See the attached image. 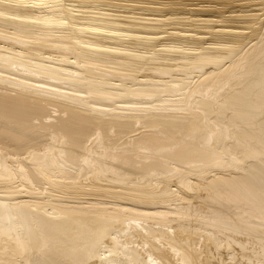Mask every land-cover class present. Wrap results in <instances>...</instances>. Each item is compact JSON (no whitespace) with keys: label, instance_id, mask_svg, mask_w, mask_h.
<instances>
[{"label":"bare ground","instance_id":"bare-ground-1","mask_svg":"<svg viewBox=\"0 0 264 264\" xmlns=\"http://www.w3.org/2000/svg\"><path fill=\"white\" fill-rule=\"evenodd\" d=\"M114 3L0 0V264H264V0Z\"/></svg>","mask_w":264,"mask_h":264},{"label":"rangeland","instance_id":"rangeland-1","mask_svg":"<svg viewBox=\"0 0 264 264\" xmlns=\"http://www.w3.org/2000/svg\"><path fill=\"white\" fill-rule=\"evenodd\" d=\"M114 1H115L114 4H116V5L101 4L100 5V8L101 9L98 8V7H92L93 9L92 8L91 9L92 10H98V9H100V10H103L105 12H109V11L110 12H115V14H119V15H122V13L125 14L126 12H128V13H135V14H137V13L140 12V14H143L146 17H150V18H152V17L155 18L156 17V16H152V15H159L160 16V15H163V14H164V16H167V15H178V16L181 15V16H183V15H189V14L192 15V16H194V17H197V16L198 17H201V16H211V13L210 14H207V15H204V14H197V13L191 14V12H188V11H184V12L178 11V12H176L177 10H168V9H166V10L165 9H163V10H152V9H147V6L148 5L149 6H152V5L155 6V5H161L162 3L164 5V4H167V2L170 1V0H162V1L161 0H124V1L123 0H114ZM116 1H118L119 3H116ZM175 1H178V0H175ZM179 1H184V2H187L188 1V3L186 4V6H194V7L201 5V3L203 5H205V4H212V5H215V6H221L220 3H216L219 0H217V1H208V0H179ZM144 2H145V4H144ZM151 2H152V4H151ZM67 3H71V2L68 1ZM236 7H238V6H236ZM250 7H255V6H244L242 8L243 9H248ZM223 9H227V8H223ZM251 10L252 11H259V10H253V9H251ZM228 12H231V11H226L225 13H228ZM213 13H212V17H217L216 15H213ZM146 14L147 15H151V16H147ZM138 16H141V15L138 14ZM171 26H172L171 24H165V28L167 30H171ZM8 31H10V30H8ZM161 33H159L161 36H165L167 34V32H165V33L164 32H161ZM160 41L169 42V39L167 37H162V38H160ZM23 199H29V198H23Z\"/></svg>","mask_w":264,"mask_h":264}]
</instances>
